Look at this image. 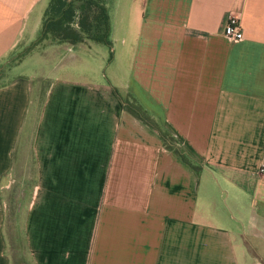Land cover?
Segmentation results:
<instances>
[{
  "label": "crops",
  "instance_id": "1",
  "mask_svg": "<svg viewBox=\"0 0 264 264\" xmlns=\"http://www.w3.org/2000/svg\"><path fill=\"white\" fill-rule=\"evenodd\" d=\"M49 1L0 0V264H262L264 0H101L110 44Z\"/></svg>",
  "mask_w": 264,
  "mask_h": 264
},
{
  "label": "trees",
  "instance_id": "2",
  "mask_svg": "<svg viewBox=\"0 0 264 264\" xmlns=\"http://www.w3.org/2000/svg\"><path fill=\"white\" fill-rule=\"evenodd\" d=\"M109 32V15L101 0H50L43 15L39 38L51 34L56 39L70 43L87 38L110 44ZM123 103L126 110L161 135L168 149L177 153L194 169L198 167L189 154L176 144L172 136L157 126L133 97L123 99Z\"/></svg>",
  "mask_w": 264,
  "mask_h": 264
},
{
  "label": "built area",
  "instance_id": "3",
  "mask_svg": "<svg viewBox=\"0 0 264 264\" xmlns=\"http://www.w3.org/2000/svg\"><path fill=\"white\" fill-rule=\"evenodd\" d=\"M225 36L233 41H239L243 38L241 23L237 16L231 14L224 26ZM260 171H264V163L261 165Z\"/></svg>",
  "mask_w": 264,
  "mask_h": 264
},
{
  "label": "rangeland",
  "instance_id": "4",
  "mask_svg": "<svg viewBox=\"0 0 264 264\" xmlns=\"http://www.w3.org/2000/svg\"><path fill=\"white\" fill-rule=\"evenodd\" d=\"M99 46H104V44H99ZM108 48V47H107ZM262 261V260H261ZM262 264H264V260L261 262Z\"/></svg>",
  "mask_w": 264,
  "mask_h": 264
}]
</instances>
